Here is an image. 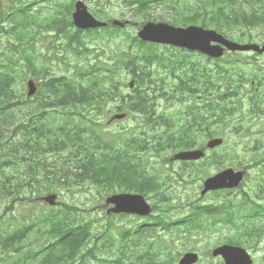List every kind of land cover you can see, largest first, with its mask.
Returning a JSON list of instances; mask_svg holds the SVG:
<instances>
[{
  "label": "trees",
  "instance_id": "trees-1",
  "mask_svg": "<svg viewBox=\"0 0 264 264\" xmlns=\"http://www.w3.org/2000/svg\"><path fill=\"white\" fill-rule=\"evenodd\" d=\"M101 1L107 2L108 0H90L96 4ZM175 2L177 3L178 0ZM72 3L68 7L64 6L60 12L65 23H51L52 18H49L47 29L55 28V31L58 32L61 25L66 27V46H71L72 40L76 41V49L81 51L80 57L84 61L88 57H93L94 65L90 62L86 66L81 65V69L76 68L72 79L66 77L44 79V74L38 73L37 68L31 62L33 52H30L28 45L34 43L36 39L28 40L30 32L26 29L23 34L20 31L16 32L21 43V46L17 47V59L14 62V57H10L6 67L0 68V201H4L5 206V210L0 215V264H11L13 261H16L15 264H56V261L61 264L62 261L67 262L74 256L75 248L77 255L79 248L89 239V223L84 217L80 219L78 208L72 205L63 204L58 209L52 208L50 211L44 212L45 209L35 203L34 206H31L29 213L21 217L13 215L17 204L28 205L35 201V194L40 192L41 187L46 192H51L62 185L72 187V181L76 180L79 185L89 181L92 185L108 189V186L114 187L116 184L121 187V183L124 185L128 178H131L134 183L139 179L147 180V182L153 181L156 179L155 176L146 178L145 174L143 176L139 174L143 172L137 170L142 161L137 167H130L125 158L137 160L136 154L140 148H143L145 152H153L156 156H160L168 150L175 152L192 149L197 143L193 129L197 124H201L203 118L192 111V107L181 116L182 122H175L162 116L154 119L152 118L153 113L148 111L151 98L144 88L155 83L152 79V72L148 70V65L159 62L160 66L163 67L166 59L162 60L157 55L144 56L142 50L148 45L140 42L136 36L130 37L125 33L126 30L120 28H115L116 31L114 32L106 33L101 32L102 29L90 30L85 38L79 36L75 39L72 34L68 35L67 32L72 28L70 22ZM123 3L132 10L135 7L134 15L143 17V22L149 20L150 2L146 0H123ZM206 3L211 5L210 10L203 8L201 12L193 11L189 15L176 14L175 6H172V14H170L168 23L175 26L199 25L206 29H214L227 39L237 36L238 39L247 40L249 43L257 38L255 32L258 28L264 29V0H206ZM244 3L248 5L243 7ZM256 5L259 9L254 7ZM59 8L58 6L56 15H58ZM89 10L96 19L111 21L106 12L97 11L92 6ZM160 21L166 20L161 18ZM32 24L34 22L27 18L25 27L27 28ZM38 30L42 33L44 26L41 24ZM236 30L238 35L234 36L233 33ZM121 36L124 38L123 43L127 42V47L121 50V45H118L119 51L106 53L102 45L109 49L108 44L117 38L122 40ZM190 56H188V60H190ZM22 58L27 63L26 68L31 71L30 77L40 82L37 99L33 103L24 102L23 98L26 93L20 78L22 75H16L14 72V67ZM257 58V55L248 57L244 54L235 53L229 54L225 60L212 61L206 59L208 63H214L216 71H221L218 75L225 74L217 76L219 80H225V90L223 93L220 92L219 88L215 90L217 101L222 104L224 109L225 107L228 108L225 105L226 99L235 95V91H238L244 82L248 81L243 76L245 73L243 65L248 66L252 63L255 66L253 71L258 70L264 73V68L261 69V66L257 64ZM108 59L113 60L110 70L112 77L122 68H127L133 75L138 71L137 85L139 87L137 90L141 89V92L135 96H130L126 105L130 109L141 111L145 115L144 123L149 121L147 124L149 134L125 137L117 135L111 140L108 138L103 125L92 118L90 109L94 105L98 104L102 108L105 107L102 103L109 96L108 89L110 87L108 83L111 84V93L119 91L120 83H114L108 79L109 71L106 66ZM170 61L169 66L180 68V63L177 60ZM196 63L191 64V70L195 77L191 76L190 82L200 84L196 78L199 69L196 68L201 67V65ZM209 73L210 71L204 72V77L207 79L204 78V88L207 93L216 87L218 81V78L210 77ZM236 75L241 81L233 80ZM242 82L243 84H241ZM236 83L241 85L232 86ZM197 84L187 87L189 94L194 95L200 92ZM179 89L180 92H185L184 88L180 87ZM49 97L58 99L59 102L55 103L54 106H48L51 104L45 100ZM111 100H114V97H111ZM49 108L62 109L64 118L61 123H58L57 119L53 123L45 122L46 116L50 113ZM68 117L71 118V122L66 121ZM75 117L76 122L74 121ZM222 117H225V114ZM227 124L228 121L225 118L223 120L224 127ZM158 125L163 129L162 132L155 129ZM209 134V138L214 136L213 133ZM50 151L56 153L60 161H53L51 164L53 171L50 170L49 178L42 180V184H38L37 175L39 169H42L41 166L44 165L42 157L47 160V154ZM22 152L24 156H27L24 159L27 167L24 171L30 180L27 181L24 178L13 183L12 178L6 177L2 170L9 161H16ZM148 185L151 191L155 190L154 186L160 187L158 183L148 182ZM136 191L140 192V189ZM262 192L264 195V185ZM38 209H41L42 212H37ZM220 210L221 208L217 211ZM228 218L230 217L228 216ZM229 220L233 223V219ZM30 234L37 235L39 240L36 242H41L40 239L45 237L47 241L54 239L55 245L61 244V249L57 251L61 254L56 256L54 250L45 249L49 257L42 256L39 258L34 253L32 260H29L32 251H30L31 249H28L27 253L24 251V241ZM127 236L128 233H125L123 237L126 238Z\"/></svg>",
  "mask_w": 264,
  "mask_h": 264
},
{
  "label": "rangeland",
  "instance_id": "rangeland-1",
  "mask_svg": "<svg viewBox=\"0 0 264 264\" xmlns=\"http://www.w3.org/2000/svg\"><path fill=\"white\" fill-rule=\"evenodd\" d=\"M66 3L69 2V0H64ZM158 4V5H155ZM90 6V5H89ZM88 6V7H89ZM172 6H175L176 14H186L189 15L191 14L194 10H198L201 11L203 6L207 7L209 10L211 9L209 7V5L206 3V0H180L179 2H175V0L171 1V0H163L158 1V3H154L151 5V10L149 11V18L150 21H156L158 20V17L161 18L162 16H164V18L166 16H169L170 14V8ZM93 8H96L97 11L98 10H102L104 12L107 13L108 17H111L112 19L118 20V21H122V19L124 16H127L125 20H130L132 23H135L136 25H131L127 31L129 34L131 35H135L137 33V29L139 24L142 22L141 17L140 16H134V18L130 17L133 15V12L131 11V9H129V7H127V5H125L123 3L122 0H108L107 2L105 1H101L100 3L96 4V2H94L92 4ZM168 19V17H166ZM137 28V29H136ZM116 31L115 29H113L112 27L110 28H102L101 32L106 33V32H114ZM122 40L117 38V40L113 41L112 43L108 44V48L106 49L104 47V45H102V48L105 50L106 53L108 52H114V51H119L118 49V45H121V50L122 48H126L127 47V42L123 43V36H121ZM230 39H233L231 37H229ZM258 38V37H257ZM234 41H237L235 39H233ZM258 40V39H256ZM121 41V43H120ZM42 42V41H39ZM242 42V41H239ZM148 52H152L154 51L157 55H161L159 53V49H157L155 46H147L146 49ZM167 54V56L172 55L170 52H165ZM192 61V59H191ZM190 61V63H191ZM167 63V62H166ZM86 64V61H84L82 59V57L76 56V65H77V69H81L78 68V66L84 65ZM183 67V66H182ZM185 67H187L188 69H190V64H187ZM213 68V67H212ZM154 71V70H153ZM154 76H153V80L155 81V83L152 85V88H155L156 91L158 92H165L166 94H168L169 96H167L168 99H170V96H174V99H170L169 102L171 105H169L168 103L161 101L159 102V105L157 106L159 111H163L167 114H171L173 115L176 111L179 110H185V108L187 106H189L188 100L185 101L183 100L182 103H178L176 98L177 96L179 97V92H177V89H179L181 86H178L179 84V78L175 77V76H179L183 78V81L185 82H190L191 79V74L186 70V69H181L180 72H176L175 75L171 76L168 73V70L164 69V68H160L157 67L155 69ZM119 76H116L115 79H117L120 82H123L126 80L127 74L125 71H120ZM194 76L195 74L192 73ZM66 75L68 76H73L74 73H66ZM168 75H170L171 77H168ZM193 76V77H194ZM26 82V81H25ZM128 82V80L125 81V83ZM24 84V83H23ZM111 84L108 83V86L111 88L110 86ZM151 86V85H150ZM124 87V86H123ZM122 87V88H123ZM152 88L150 90H152ZM149 90V88H147ZM125 93H127L128 89H125ZM186 95V94H185ZM184 95V96H185ZM186 98V96L184 97ZM195 99H189V101L191 102H195L198 106L202 105V101H197ZM166 103V104H165ZM115 104L114 103H108L107 104V109H111ZM168 105V106H167ZM242 114V112H241ZM241 114H238V117H241ZM250 125V122L248 123ZM124 127H128L131 128L133 126L131 121L126 122L125 124H123ZM259 129H264V118L258 120L257 122H255L254 127H252L250 129V131H254L256 132ZM107 131V130H106ZM252 133L243 135V138H239L237 137V135H234V132H231L230 130L226 131V144L222 145L221 152L222 154H234V151H238L239 154L243 155V153L241 151H243L244 149V145H246L247 143L250 144V146L252 147H256L257 145L254 143V139H259V143L258 146H260L263 150H264V136H257L255 135L254 137H250ZM202 139H199V142L201 143ZM216 152H218L219 150H215ZM55 158V157H54ZM232 162H236L237 160L234 158H230ZM228 163H231L230 161H228L226 164L229 165ZM205 172H208L210 174L215 173L216 168L209 164L204 167ZM257 177V172L253 171L252 176L250 177L249 181L246 184V191L247 193H249V195L253 198H255L254 194L251 192V190L254 187V182H255V178ZM201 184L196 183L194 186H190L186 189V192H184L183 194L186 195H193L196 192L197 187H199ZM56 195H59V200L65 202V203H69V204H74L78 207H80L81 209L84 208H92L93 213L91 214V218L93 221H96V217L95 215L100 213V202L98 201V195L96 194L95 191H76V188L73 189H67L63 186V188L58 189L57 191L53 192ZM46 194H43L42 196H45ZM58 200V198H57ZM3 202L0 201V210L3 209ZM42 205V203H39ZM43 206V205H42ZM24 210V205H19L17 206V208L14 211V214H17L19 211ZM37 212H42L41 209H38ZM44 212H48V210H44ZM115 224V227H125V228H129L130 224H132L131 222H129L128 219L126 220H122V221H114L113 222ZM100 226H96L95 228H99ZM229 234L226 233L224 230H219V231H215L212 233L207 234V237L204 238V236H201V240L203 242H201L200 244H197L195 247L201 251H204V249L206 250V248L203 249V247L205 245H213L218 243L219 241H223L226 236H228ZM35 240L36 236L32 235L30 236V238L28 239V241L26 242L27 244L31 241V240ZM257 249H256V257L258 259V262L264 261V238L261 239L260 243L256 244ZM36 248V247H35ZM177 251H182L181 248H179ZM176 252V251H175ZM258 264H262V263H258Z\"/></svg>",
  "mask_w": 264,
  "mask_h": 264
},
{
  "label": "water",
  "instance_id": "water-1",
  "mask_svg": "<svg viewBox=\"0 0 264 264\" xmlns=\"http://www.w3.org/2000/svg\"><path fill=\"white\" fill-rule=\"evenodd\" d=\"M73 25L80 30H90L100 27H105L107 23L98 21L89 12L87 7L82 1H78L75 4V9L72 14ZM113 26L123 27L124 24L113 21ZM138 37L144 42L171 45L177 48H183L188 51L199 52L207 57L218 59L223 56L224 50L228 51H256L259 53L264 52V47L260 50L257 46H240L237 44L230 43L223 39L220 35L213 31H205L197 27L188 28H174L163 23H147L144 25ZM28 96L32 97L36 92V85L33 82H28ZM124 116H116L115 119H122ZM221 140H212L207 144L208 148H214L221 144ZM203 156L201 151L192 152H181L178 153L173 160L179 161H196ZM242 180V173H234L231 170H226L217 176L210 178L204 183V190L202 194H205L210 190L224 189V188H234L239 185ZM50 205L55 204V196L50 195L44 199ZM108 202L115 204L116 208L113 212H131L140 215H147L149 213V208L145 205L143 199L137 196H114L108 200ZM225 252L227 257L237 258L240 254L244 253L243 250L238 248L223 247L216 253ZM234 263V261H229V264ZM181 264H184L182 262ZM243 264H250L249 261Z\"/></svg>",
  "mask_w": 264,
  "mask_h": 264
},
{
  "label": "flooded vegetation",
  "instance_id": "flooded-vegetation-1",
  "mask_svg": "<svg viewBox=\"0 0 264 264\" xmlns=\"http://www.w3.org/2000/svg\"><path fill=\"white\" fill-rule=\"evenodd\" d=\"M47 1L48 0H0V43L2 45L1 48H3V50L0 49V58H5L4 54L7 53L11 48L9 46L11 42L7 41V39L8 40L16 39L15 36L7 34V32L11 29V26H12L11 23L13 22L14 13L16 11H22L23 9H26L32 6L34 7V5H36V2H39L42 5V8H41L42 10H45L47 8ZM58 51H59V46L57 45L50 46L49 44H47L46 53H45V56H43V60L42 58H41V61L36 60L35 66L40 68L39 73L46 74V73L53 72L52 67L48 66L47 63H50L51 65L55 63L54 56ZM16 54H17V51H15V57H16ZM50 57H51V60L49 59ZM16 69H18V67L14 68V70ZM36 99H37V96H34L30 99L26 98L25 96L23 98L25 103H29V102L33 103L36 101ZM45 102H48L49 104H51L48 106H54L55 103L59 102V100L49 97L47 98V100H45ZM47 117L48 116H46V118ZM228 193L229 195H227V199L230 200L233 204L235 203L236 208L240 206L246 207L245 205L246 202L250 209L256 208L255 203L253 201H250L247 198V196L237 195L235 191H228ZM155 199L168 200L169 198L158 196ZM242 202H245V203L239 204ZM241 222H243L244 224L248 223L250 226H254L256 224V215L249 217L248 220H246L245 218ZM234 236H235L234 239H228L225 243L221 244L220 242V244L225 245L227 243V245H231V246L237 245V246L244 248L247 251V253L251 256L254 264H256L257 263V261H255L256 254H255V250L253 249L254 247L252 245L253 238L250 236L248 237L246 235L240 236L238 234H235ZM249 239L251 241V244L247 242V240ZM199 256L200 258H203V255H199ZM204 256L206 257L207 260L210 261L211 264H224L221 257L212 258L211 252L206 253Z\"/></svg>",
  "mask_w": 264,
  "mask_h": 264
}]
</instances>
